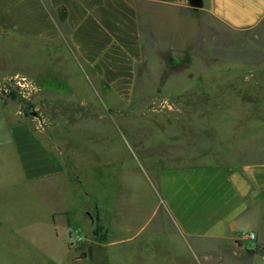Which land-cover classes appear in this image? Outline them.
Wrapping results in <instances>:
<instances>
[{
  "label": "rangeland",
  "instance_id": "1",
  "mask_svg": "<svg viewBox=\"0 0 264 264\" xmlns=\"http://www.w3.org/2000/svg\"><path fill=\"white\" fill-rule=\"evenodd\" d=\"M199 8L185 15L186 22L173 43L154 44L153 50L145 53L134 91L120 98L109 97L97 82L94 87V82L86 81L79 69L71 75L77 92L96 108L73 107L69 115L104 117L100 122L70 123L58 130L59 143L76 165L71 181L62 178L53 185L48 180L24 179L11 151L6 152L2 164L1 151L7 149L0 147V264H112L113 260H132L134 253L128 254V247H109L105 252L97 244L104 236L102 228L96 236L88 234V223L90 218L94 222L97 209L111 216L117 209L121 217L135 212L133 206L139 199L144 213L156 208L153 188L143 178V169L148 168L145 157L149 158L145 150L152 157L184 152V158L178 160L162 159L167 164L188 162L187 153L201 155L193 162L212 160L214 155L209 154L215 143L226 149L223 157H214L216 161L264 158V20L256 28L234 33ZM224 57L234 58L233 66L243 72L226 77L228 91H215L217 81L204 71L214 66V60L226 62ZM72 64L76 67L74 61ZM4 71L0 43V74ZM215 74H219L216 80H224L220 69ZM14 77L0 75L1 99L13 100L25 115L38 116L40 111L46 116L48 113L34 109L27 101ZM159 143H163L162 148ZM158 164L157 160L151 166ZM128 179L137 184L130 187ZM116 200L126 201L116 206ZM54 210L66 211L68 230L61 227V215L55 217L60 227L55 229L51 219ZM159 216L167 232L153 236L161 246L149 247L146 256L152 264H207L198 260L194 242L177 234L170 215L166 222L162 213ZM73 230L82 238L75 239ZM237 243L244 247L239 250ZM202 244L217 245L214 252L219 256L218 264H230L232 257L243 261L251 258L241 238L240 242L213 240ZM90 246L94 248L88 253Z\"/></svg>",
  "mask_w": 264,
  "mask_h": 264
},
{
  "label": "crops",
  "instance_id": "2",
  "mask_svg": "<svg viewBox=\"0 0 264 264\" xmlns=\"http://www.w3.org/2000/svg\"><path fill=\"white\" fill-rule=\"evenodd\" d=\"M191 7L189 0H0V43L6 69L0 75L26 77L33 85L26 94L27 101L34 109L48 113L25 115L13 100L0 97V147L7 149L1 151L2 164L6 152L11 151L24 179L48 180L53 185L62 178L71 181L75 164L67 148L59 143L58 130L70 123L104 120L103 116L69 115L73 107L96 108L77 92L71 75L79 69L86 81L94 82L93 86L97 82L109 97L120 98L134 91L145 53H150L154 44L173 43L186 22L185 15L192 13ZM199 7L234 33L256 28L264 20V0H202ZM223 59L227 61L214 60V66L203 69L217 81L213 85L220 89L215 91H228L226 77L243 72L233 66L234 58ZM219 69L224 80H216ZM213 147L210 156H224L225 148L220 144L217 147V143ZM183 153L179 150L175 155L152 157L145 150L149 158L145 157L148 168L143 169V178L153 188L156 208L144 213L139 199L133 206L135 212L122 217L117 209L112 216L97 209L94 222L104 232L97 244L105 252L109 247L124 246L128 254L134 253L132 260L118 259L112 264H152L146 256L148 249L161 246L153 236L167 232L166 224L162 225L160 216L158 219L162 213L164 222L170 215L180 237L194 242L198 260L219 263L214 252L217 245L200 246L201 242H240L242 233L253 232V239H243L251 258L243 261L232 257L230 264H264V253L254 251L256 246L264 249V158L238 162L216 161L213 157L193 162L201 155L187 153L190 159L186 163L162 162L169 157L184 158ZM157 160L159 164L151 166ZM135 184L128 179L130 187ZM57 215L64 216L61 227L67 228L66 211L54 210L51 219L55 229L60 228L55 224ZM94 222L90 218L88 234H92ZM236 247L241 250L244 246L237 243ZM93 248L88 247V253Z\"/></svg>",
  "mask_w": 264,
  "mask_h": 264
},
{
  "label": "built area",
  "instance_id": "3",
  "mask_svg": "<svg viewBox=\"0 0 264 264\" xmlns=\"http://www.w3.org/2000/svg\"><path fill=\"white\" fill-rule=\"evenodd\" d=\"M14 80L18 84V86L22 89V91H24V93H26V94L33 88L31 81H29L26 77L15 76ZM73 232L76 234L75 239L79 240L82 238L80 235H78L76 230H73ZM240 237H241V239H247L248 240V239H253L255 237V234L253 232H245V233H242Z\"/></svg>",
  "mask_w": 264,
  "mask_h": 264
},
{
  "label": "trees",
  "instance_id": "4",
  "mask_svg": "<svg viewBox=\"0 0 264 264\" xmlns=\"http://www.w3.org/2000/svg\"><path fill=\"white\" fill-rule=\"evenodd\" d=\"M189 3H190V5L192 6V7H191L192 9H196V8H199V6H201V4H202V0H189ZM101 228H102V227H101L100 225L96 224V226H95L94 229H93V234L96 236V235L98 234V232L100 231ZM103 237H104V236H102V238H103ZM102 238H101V239H102ZM254 251L264 253V249H262V248H260V247H258V246H256V247L254 248Z\"/></svg>",
  "mask_w": 264,
  "mask_h": 264
}]
</instances>
